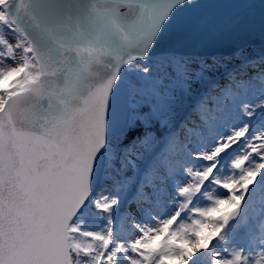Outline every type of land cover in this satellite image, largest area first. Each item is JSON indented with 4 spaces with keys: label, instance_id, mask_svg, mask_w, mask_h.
Returning a JSON list of instances; mask_svg holds the SVG:
<instances>
[{
    "label": "snow or ice",
    "instance_id": "6c2138e0",
    "mask_svg": "<svg viewBox=\"0 0 264 264\" xmlns=\"http://www.w3.org/2000/svg\"><path fill=\"white\" fill-rule=\"evenodd\" d=\"M0 264H264V0H0Z\"/></svg>",
    "mask_w": 264,
    "mask_h": 264
}]
</instances>
